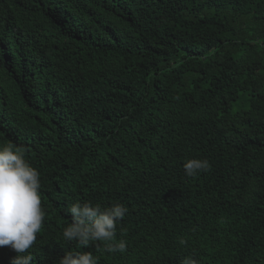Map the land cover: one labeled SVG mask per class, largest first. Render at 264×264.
<instances>
[{"label":"trees","instance_id":"obj_1","mask_svg":"<svg viewBox=\"0 0 264 264\" xmlns=\"http://www.w3.org/2000/svg\"><path fill=\"white\" fill-rule=\"evenodd\" d=\"M9 142L40 174L33 264H264V0H0ZM86 201L127 208L126 251L63 239Z\"/></svg>","mask_w":264,"mask_h":264},{"label":"clouds","instance_id":"obj_2","mask_svg":"<svg viewBox=\"0 0 264 264\" xmlns=\"http://www.w3.org/2000/svg\"><path fill=\"white\" fill-rule=\"evenodd\" d=\"M186 175L195 176L209 168L207 160L189 159L184 165ZM40 174L25 159L24 150L9 142L0 145V247L8 246L17 255L11 264H33L29 249L43 229L46 212L42 207ZM123 204L110 207L76 202L68 208L72 222L63 228L64 240L76 241L82 247L90 242H104L108 253H123L127 244L116 241L117 224L127 213ZM58 264H99L91 253L66 252ZM183 264H198L186 258Z\"/></svg>","mask_w":264,"mask_h":264}]
</instances>
